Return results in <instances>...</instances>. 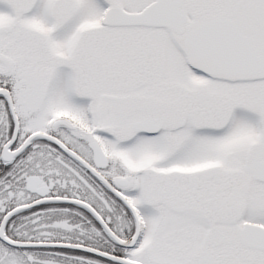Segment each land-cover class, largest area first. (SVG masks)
I'll list each match as a JSON object with an SVG mask.
<instances>
[{"label": "snow or ice", "instance_id": "snow-or-ice-1", "mask_svg": "<svg viewBox=\"0 0 264 264\" xmlns=\"http://www.w3.org/2000/svg\"><path fill=\"white\" fill-rule=\"evenodd\" d=\"M0 264H264V0H0Z\"/></svg>", "mask_w": 264, "mask_h": 264}]
</instances>
